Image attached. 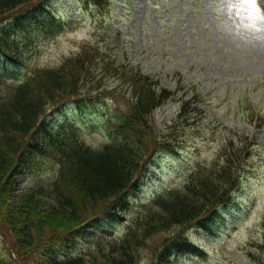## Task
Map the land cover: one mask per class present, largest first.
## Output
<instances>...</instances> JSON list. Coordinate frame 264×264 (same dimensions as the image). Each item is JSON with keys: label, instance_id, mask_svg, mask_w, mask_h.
<instances>
[{"label": "trees", "instance_id": "16d2710c", "mask_svg": "<svg viewBox=\"0 0 264 264\" xmlns=\"http://www.w3.org/2000/svg\"><path fill=\"white\" fill-rule=\"evenodd\" d=\"M111 1L80 3L109 13ZM5 21L7 26L0 25V233L9 243L5 252L17 258L0 253V264H141L144 249L151 253L146 264L202 256L188 232L194 227L209 230L211 220L235 201L255 142L230 131L219 159L196 168L183 187L155 195L128 216L131 194L142 188L147 166L161 152L179 150L181 130L191 118L204 121L198 107L205 102L202 93L197 87L185 91L179 76L180 89L192 98L182 101L171 125L157 131L152 114L173 93L127 62L122 69L118 60H103L99 50L85 49L59 66L30 71L26 59L32 44L72 27L51 9V0H0V24ZM110 78L123 81L131 95L126 92L128 110L106 120L105 144H88L74 123L52 122L50 114L67 105L80 114L91 113L103 101L101 85ZM48 164L55 169L49 185L29 189L17 208L7 206L19 178ZM115 224L124 226L122 235L96 231L84 236L86 228ZM83 242L93 250L80 251Z\"/></svg>", "mask_w": 264, "mask_h": 264}, {"label": "rangeland", "instance_id": "374dc122", "mask_svg": "<svg viewBox=\"0 0 264 264\" xmlns=\"http://www.w3.org/2000/svg\"><path fill=\"white\" fill-rule=\"evenodd\" d=\"M78 1L52 0L54 12L73 26L54 37L42 35L32 44L26 59L30 71L59 66L85 49L99 50L103 60H118L122 69L127 62L153 80L161 79V87L175 92L152 114L157 131L165 130L178 117L182 99H191L179 88V76L185 91L191 93L196 86L207 100L199 105L204 121L191 118L181 130L184 143L180 151L158 154L147 166L141 176L142 188L131 194L133 210L127 215H133L157 193L183 187L196 168L219 159L230 131L248 136L256 144L255 152L234 203L211 220L209 230H189L204 254H186L174 264H264V0H112L111 10L105 14L92 5L81 8ZM123 83L106 79L101 85L104 101L95 105L96 111L80 114L68 107L56 112L52 122L75 123L88 144L101 147L108 138L106 118L114 116L116 109L128 110L131 94ZM53 177L55 169L50 164L22 176L8 196L7 206L17 208L29 189L39 183L49 185ZM45 198L40 201L50 205ZM89 228L84 229V236L91 237L96 231L102 236L124 232L120 224ZM5 243L9 245L0 233V253L17 258L14 252H5ZM90 249L88 242L81 244L80 251ZM142 252L141 264H146L151 253Z\"/></svg>", "mask_w": 264, "mask_h": 264}, {"label": "snow or ice", "instance_id": "6c2138e0", "mask_svg": "<svg viewBox=\"0 0 264 264\" xmlns=\"http://www.w3.org/2000/svg\"><path fill=\"white\" fill-rule=\"evenodd\" d=\"M248 2H250V3H251V2H252V0H248Z\"/></svg>", "mask_w": 264, "mask_h": 264}]
</instances>
